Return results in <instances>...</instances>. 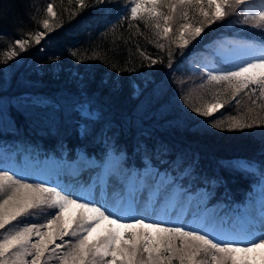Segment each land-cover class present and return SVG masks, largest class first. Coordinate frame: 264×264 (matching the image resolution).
I'll list each match as a JSON object with an SVG mask.
<instances>
[{"label": "trees", "instance_id": "obj_1", "mask_svg": "<svg viewBox=\"0 0 264 264\" xmlns=\"http://www.w3.org/2000/svg\"><path fill=\"white\" fill-rule=\"evenodd\" d=\"M49 2L59 26L40 44L0 62V156L13 151L24 170L25 160L38 166L47 158L74 159L82 150L102 161L114 149L124 155L123 170L129 177L163 170L193 197L204 192L206 204L222 202L217 225L233 227L234 219L250 210L251 198L261 194L264 126L230 129V124L233 117L264 120V96L246 90L237 103L222 84L207 83L201 63L211 64L215 38L228 44L247 39L263 48L264 29L244 23L240 9L229 10L181 49L172 42L174 35L158 38L150 25L122 19L128 15L127 0H85L84 8L76 0H0V61L15 39H31L28 33L44 31L35 21L45 18ZM189 15L193 24L202 20ZM178 27L179 22L173 24L174 33ZM141 53L161 62L149 67ZM217 100L223 107L211 116L193 111ZM81 102L95 116L85 119ZM84 126L87 135H82ZM238 160L254 162L256 170L246 173L230 166ZM147 189H154L151 179Z\"/></svg>", "mask_w": 264, "mask_h": 264}, {"label": "snow or ice", "instance_id": "obj_2", "mask_svg": "<svg viewBox=\"0 0 264 264\" xmlns=\"http://www.w3.org/2000/svg\"><path fill=\"white\" fill-rule=\"evenodd\" d=\"M76 3L80 8L86 6L85 0H76ZM252 3L253 0H127L124 11L128 15L122 19L150 25L156 29L158 38L169 40L170 34L174 35L172 42L183 49L199 37L205 27L228 16L229 10L235 13L240 9L239 15L244 23L251 21L252 27L264 29V0H260L259 7L249 6ZM190 12L198 14L202 20L193 24ZM250 12L253 13L251 16ZM44 13L45 18L35 21L44 31L28 33L31 39L23 35L15 39L0 62L7 63L30 46L40 44L49 32L59 26L55 23L59 16L52 2L47 3ZM177 22L179 27L174 33L173 24ZM156 46L165 47L162 43ZM237 47L252 58L231 69L208 70L207 83L222 84L224 93L230 90L233 100L245 90H250V95L259 91L260 96H264V49L257 56L247 45ZM141 55L150 61L149 67L161 62L144 53ZM168 55L171 57V51ZM236 102L239 103L238 100ZM251 102L257 103L256 100ZM222 107L223 102L217 100L203 111L200 108L193 111L211 116ZM82 115L85 119L91 118L87 110ZM257 125L264 126V120L253 117L248 122L233 117L230 129H251ZM215 127L221 125L216 124ZM88 132L86 126L82 127V135ZM83 162L85 167L99 170L92 187L97 183L106 186L112 177L127 181L126 194L116 206H97L94 201L76 196L59 185L49 186L45 180L29 183L25 176L0 168V264H48L54 258L59 260V264H264V228L258 235L252 231L257 222L264 225V203L259 204L258 221L249 209H245L244 218L249 227L242 231L249 232V237H241V232L237 231L215 232L206 228L202 234L200 227L186 230L183 225L165 226L159 220L145 223L143 216L132 217L134 223H124L120 212L130 214L135 211L137 197L148 188L150 179L158 200L176 201L187 197L190 207L191 196L173 179H167L168 173L161 177L159 171L152 173L146 170L143 174L133 173L129 177L123 170L121 156L114 149H110L102 161L85 157ZM230 166L246 173H253L255 168L254 162L249 160H238ZM260 184L264 190V166L260 170ZM172 206L175 207V203ZM44 207L56 210L41 211L44 223L29 219L22 227L13 224L18 218L31 217L33 210ZM197 208H200L199 204ZM252 236L255 238H250ZM65 237H74L75 240L65 241ZM57 240L61 243L57 244ZM53 244L55 247L50 248Z\"/></svg>", "mask_w": 264, "mask_h": 264}, {"label": "rangeland", "instance_id": "obj_3", "mask_svg": "<svg viewBox=\"0 0 264 264\" xmlns=\"http://www.w3.org/2000/svg\"><path fill=\"white\" fill-rule=\"evenodd\" d=\"M251 7H257L256 4L249 5ZM253 13H249L251 16ZM248 23H251L249 21ZM239 41V42H238ZM235 43L228 44L227 40L224 38H215L213 42V47L217 49V53L219 55V58L221 61L224 62L222 65H214L212 62L209 65V62L203 61L201 64L204 66L205 73L208 70H213L216 72L231 69L234 67V65H238L239 63L243 62L244 60H247L249 58H252L251 55L246 54L241 48L237 47V45H247L251 49L254 50L255 55H260L261 50L258 49L257 45L250 42L249 40L245 39V41L238 40ZM228 67V65H230ZM207 78V76H205ZM246 91V90H245ZM244 91V92H245ZM244 92H241L240 94L243 95ZM0 105L3 103V101H0ZM79 109L81 112H84L87 110L91 113V117L95 116V112L90 109V106L87 104V102H81L79 104ZM121 156V159L124 158V155L117 154ZM2 159H0V168L3 169H11L15 173H19L20 175H25L22 171L26 170L32 173V175H27V182H39L41 180H45L49 183V186H56L59 185L60 188L67 189L69 192L74 193L76 196L84 197L86 200H92L94 201L97 206H100L101 204L106 206H116L118 202L121 201V197L125 196L126 194V183L127 181L122 180L120 177H112L109 179L106 186H103L99 183L96 184L95 187H92L93 181L97 177L98 171H93L89 167L85 172L79 173L78 170H75L74 173L78 174L79 179L77 180V176L74 178L69 177V172L73 173V169L76 168V165H82L84 164V158L87 157L83 153L79 154L77 158L74 159H61V160H54L53 158H47L42 159V161L37 162L38 166H32L34 165V162L32 161H24L25 169L22 170L20 165L16 163V157L14 156V152H7L1 155ZM82 157V158H81ZM89 160H91L90 157H87ZM124 168V165H122ZM80 168V167H79ZM255 170V168H254ZM253 170V171H254ZM159 173L161 174V177H163L164 171L159 170ZM178 174L175 175L177 177ZM172 178V177H171ZM170 176H167V179H171ZM259 192L261 194L258 196L259 202L264 203V190H262V186L259 183ZM191 196L192 203L189 207L188 199L187 197L184 198V201L177 202L176 201H162L157 199V193L155 189H146L141 195L137 197V204L135 211L130 214H125L124 212H120L121 216H125V218L122 220L124 223H134V220L132 217L139 216L137 214L138 212H143L144 215L148 216V218H145V223H152L154 218L162 217L161 220L165 226H178L183 225L186 230H189L190 228H197L200 227L203 234V229H207L208 231H215L220 232L221 230H225L222 227L217 225V222L220 218L218 214V209L220 208L222 202H219L217 204H206L207 201V195L204 192H200L199 194L194 195V197L188 193ZM249 200L247 199V202ZM175 202V207L167 208V205L172 204ZM252 204L248 203L250 205L251 214L257 218L258 221V210H259V203L256 199L251 198ZM200 205V208H197V205ZM185 206V207H184ZM257 206V208L255 207ZM206 209V212H205ZM43 212H54L56 210L54 209H48L45 207L43 209H35L33 210V215L31 217H20L17 221L13 222L14 225L17 226H25L24 221L31 220L35 223H44L45 217H43L40 213ZM191 215L190 216V212ZM153 212L155 213V217H153V214L149 216V214ZM218 214V215H217ZM213 224V226H212ZM257 226L252 230L259 234V231L264 228V225H260L258 222L256 223ZM11 227V226H10ZM248 228L247 222H236V219H234V225L233 227H230V229L227 228V231H237L241 232V237H249L246 232L242 231L243 229ZM42 231H47L46 229H42ZM226 231V230H225ZM0 235H2V231H0ZM250 238H255L254 236ZM35 240V237H33ZM65 241H68V238H64ZM57 244L61 243L60 240L56 241ZM50 248L55 247V244L50 245ZM65 251L67 248L64 249ZM60 251V250H58ZM27 259H31V257H28ZM57 259H51L48 261V264H54L56 263ZM59 261V260H58Z\"/></svg>", "mask_w": 264, "mask_h": 264}, {"label": "bare ground", "instance_id": "obj_4", "mask_svg": "<svg viewBox=\"0 0 264 264\" xmlns=\"http://www.w3.org/2000/svg\"><path fill=\"white\" fill-rule=\"evenodd\" d=\"M40 161V160H39ZM171 178V177H170Z\"/></svg>", "mask_w": 264, "mask_h": 264}]
</instances>
